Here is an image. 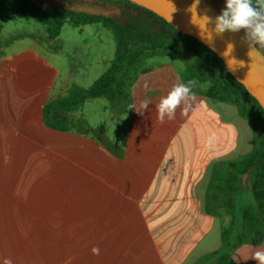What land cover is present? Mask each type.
I'll return each mask as SVG.
<instances>
[{
    "label": "crops",
    "instance_id": "obj_1",
    "mask_svg": "<svg viewBox=\"0 0 264 264\" xmlns=\"http://www.w3.org/2000/svg\"><path fill=\"white\" fill-rule=\"evenodd\" d=\"M60 75L34 49L0 56V264H218L230 217L208 210V187L218 164L253 151L254 125L195 89L188 112L161 123L156 105L184 82L168 61L136 75L127 110L92 129L80 111L102 98L46 113L88 79L63 96ZM145 99L143 115L129 109ZM258 249L232 259L256 264Z\"/></svg>",
    "mask_w": 264,
    "mask_h": 264
},
{
    "label": "trees",
    "instance_id": "obj_2",
    "mask_svg": "<svg viewBox=\"0 0 264 264\" xmlns=\"http://www.w3.org/2000/svg\"><path fill=\"white\" fill-rule=\"evenodd\" d=\"M90 1L91 0H77ZM217 7L215 0H206ZM217 3H215V2ZM103 9L117 7L120 17L109 15H92L86 12L71 11L66 8H48L39 3L26 0H0V16L20 14L31 17L43 24L49 37L56 39L66 21L77 26H89L103 23L114 29L117 39V50L113 65L88 90L72 87L68 97L56 100L46 106V113L52 110L76 111L87 100L105 98L116 106L121 101L127 110L129 104L128 87L133 75L139 72L142 61L155 58L162 51H176L179 48L191 56L200 65L213 69L206 80L200 70L188 67L182 80L199 84L209 83L203 94L209 99L226 103L237 108L240 116L254 125V149L246 157L218 164L212 175L206 196L210 212H225L231 221L222 230V247L214 255L218 264H235L232 256L240 247L248 245L261 247L264 244V111L259 103L251 97L226 70L223 62L208 48L195 39L183 35L165 20L152 12L124 0H93ZM213 2V3H211ZM256 4V0H253ZM224 6V5H223ZM1 30V27H0ZM243 34L244 32L241 31ZM264 53V47H259ZM249 192L257 202V208H241L240 227L237 228L235 212L236 197Z\"/></svg>",
    "mask_w": 264,
    "mask_h": 264
},
{
    "label": "rangeland",
    "instance_id": "obj_3",
    "mask_svg": "<svg viewBox=\"0 0 264 264\" xmlns=\"http://www.w3.org/2000/svg\"><path fill=\"white\" fill-rule=\"evenodd\" d=\"M40 5L48 8H66L75 11L83 10L94 15H109L120 17L117 7L108 6L103 9L95 5L93 0L81 2L77 0H36ZM213 1V0H212ZM215 2V1H214ZM226 3V0H224ZM213 3V2H211ZM217 3V2H215ZM0 56L18 53L26 49L36 50L46 61L60 72V89L63 96L66 95L67 85L71 79L88 78L83 89L88 90L105 73L109 71L116 56L117 39L114 29L103 23L89 26H77L69 20L65 22L59 37L51 39L46 27L31 17L20 14L0 16ZM171 61L181 78L185 76L188 67L200 70L202 77L206 80L210 74L215 72L205 65H200L189 56L184 49L176 51H162L160 56L146 58L139 67V73L149 71ZM135 74L133 78L136 77ZM199 84L197 91L203 92L210 85L208 82ZM98 102V103H97ZM101 102V103H99ZM113 107L109 101L102 98L98 101H89L80 111L89 121L92 129H98L111 114ZM111 127V122H106ZM237 211L235 212L237 228L240 227L241 208H257V202L249 192L240 193L235 201ZM223 212L222 214H224ZM225 215H227L225 213ZM229 216V215H227ZM230 217V216H229ZM231 218L228 221L230 223Z\"/></svg>",
    "mask_w": 264,
    "mask_h": 264
},
{
    "label": "water",
    "instance_id": "obj_4",
    "mask_svg": "<svg viewBox=\"0 0 264 264\" xmlns=\"http://www.w3.org/2000/svg\"><path fill=\"white\" fill-rule=\"evenodd\" d=\"M26 1L36 3V0ZM124 1H128L152 12L165 20L169 25L183 35L195 39L200 44L211 50L223 62L228 73L245 88L248 94L259 103L264 111V53L260 50L259 46H257L254 53L247 55L248 46L246 42L241 40V37L244 36L241 31L238 33L226 32L223 36H216L215 33H213V39H208L209 32L204 29L200 30L196 25L190 23L191 13L185 11L194 2V0ZM224 8L225 7L222 5L214 7L206 0H200L197 8V14H207L209 17L214 19ZM175 9H177V11H175ZM68 10L75 11L74 9ZM78 12L83 13L84 11L78 10ZM207 27L210 30L214 29V24H209ZM229 40L233 41L235 44L234 51L229 52L227 55H223L226 51L225 42ZM240 61L244 62L243 66H240Z\"/></svg>",
    "mask_w": 264,
    "mask_h": 264
},
{
    "label": "clouds",
    "instance_id": "obj_5",
    "mask_svg": "<svg viewBox=\"0 0 264 264\" xmlns=\"http://www.w3.org/2000/svg\"><path fill=\"white\" fill-rule=\"evenodd\" d=\"M199 2L200 0H194L185 11L191 13L190 23L196 25L200 30L204 29L209 32L208 39H213V33L216 36H223L226 32L238 33L243 31L244 36L241 37V40L247 43V55L254 53L257 46L264 47V0H256L255 5L253 0H226L225 8L214 19L207 14H197ZM209 24H214V29L210 30L207 27ZM225 44L226 51L223 55L234 51L235 44L233 41H226ZM243 64L244 62L240 61V66H243ZM196 84L195 80H190L187 83L178 80L168 94L160 99L156 109L158 120L161 123H164L166 119L169 121L174 120L177 109L181 108L182 105V114L188 112L195 98L193 89ZM145 87H147V84H145ZM150 103L151 101L148 99L141 102L143 111L137 109L135 105H129V109H136L140 115H143L148 110ZM92 251L94 254H99L98 248H93ZM251 259L256 261V264H264V250H256ZM3 264H13V260L10 257L5 258Z\"/></svg>",
    "mask_w": 264,
    "mask_h": 264
},
{
    "label": "flooded vegetation",
    "instance_id": "obj_6",
    "mask_svg": "<svg viewBox=\"0 0 264 264\" xmlns=\"http://www.w3.org/2000/svg\"><path fill=\"white\" fill-rule=\"evenodd\" d=\"M36 3H38V2L36 1Z\"/></svg>",
    "mask_w": 264,
    "mask_h": 264
}]
</instances>
